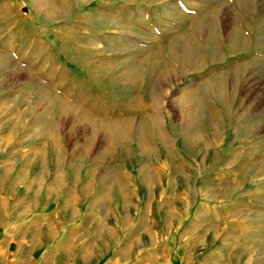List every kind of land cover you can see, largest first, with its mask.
Here are the masks:
<instances>
[{
	"label": "rangeland",
	"instance_id": "374dc122",
	"mask_svg": "<svg viewBox=\"0 0 264 264\" xmlns=\"http://www.w3.org/2000/svg\"><path fill=\"white\" fill-rule=\"evenodd\" d=\"M2 127L0 264L149 249L151 190L264 177V0H0Z\"/></svg>",
	"mask_w": 264,
	"mask_h": 264
},
{
	"label": "crops",
	"instance_id": "0c3cea01",
	"mask_svg": "<svg viewBox=\"0 0 264 264\" xmlns=\"http://www.w3.org/2000/svg\"><path fill=\"white\" fill-rule=\"evenodd\" d=\"M7 135L2 127L0 146L8 145ZM159 168L169 172L164 163ZM190 172L183 173V188L173 181L149 192V244L140 247L149 249L139 251L131 241L133 249L117 251L119 241L104 239L108 257L102 260L84 240L75 241L65 264H264V177H246L238 166L203 177L197 188ZM6 216L3 211L0 232L8 228ZM103 231L113 238L118 229ZM8 242L0 243L1 251Z\"/></svg>",
	"mask_w": 264,
	"mask_h": 264
}]
</instances>
